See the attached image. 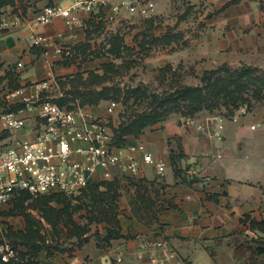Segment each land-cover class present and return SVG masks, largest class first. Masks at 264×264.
I'll return each mask as SVG.
<instances>
[{
    "label": "crops",
    "instance_id": "crops-1",
    "mask_svg": "<svg viewBox=\"0 0 264 264\" xmlns=\"http://www.w3.org/2000/svg\"><path fill=\"white\" fill-rule=\"evenodd\" d=\"M2 1L0 14L10 22V32L0 37V89L14 88L9 84L12 72L18 74L17 86L26 85L28 90V85L49 83L51 90L58 79L100 71L103 63L116 58L107 50L115 32L131 46L120 25L121 18L135 16L115 14L107 4L92 10L73 8L75 19L70 27L62 16L47 23L35 24L33 20L46 5L66 7L73 0ZM154 1V14L180 5L191 9L201 5L208 11V28L191 41L186 53L206 59L211 67L241 62L264 66V0ZM105 18L108 35L100 36ZM95 31L102 38L97 39ZM34 39L39 43L34 44ZM125 55L122 52L120 58ZM93 59H100L97 65L88 64ZM87 106L109 116L107 106L102 108L105 100ZM215 115L193 117L190 123L172 114L124 137L126 145L142 142L154 159L165 164L163 174L141 161L138 152L136 172L123 166L112 167L107 173L97 169L86 189L111 200L112 217L90 223L79 243L75 235L66 238L52 256L41 250L44 255L33 264H156L159 253L153 243L158 240L176 252L168 264L177 260L220 264L222 253H226L228 264H235L233 246L240 247L242 241L252 243L249 233L258 234L256 240L264 246V105L236 119L217 115L223 123L221 139L212 133L218 119ZM15 135L32 137L23 131ZM9 141L10 134L0 132L2 146ZM4 208L5 204L0 212ZM16 248L21 254L26 249L21 245Z\"/></svg>",
    "mask_w": 264,
    "mask_h": 264
},
{
    "label": "rangeland",
    "instance_id": "rangeland-1",
    "mask_svg": "<svg viewBox=\"0 0 264 264\" xmlns=\"http://www.w3.org/2000/svg\"><path fill=\"white\" fill-rule=\"evenodd\" d=\"M207 12L201 5L192 9L180 5L173 11L158 14L153 12L149 18L138 16L121 18L120 31L124 33L125 40L133 49L128 53L125 51V57L115 58L113 69L107 72L110 78H106L100 84H89V87L96 85V88H100L101 85H107L120 89V92H115L111 98L105 99V106L102 107L105 110L110 101L115 102L112 112L107 117V126L115 140H118V135L119 139L127 135H135L172 114L178 115L182 120L206 114L231 117L241 107L246 112L257 105H264V99H257L255 93H252L257 88H255L257 84L252 82L245 84L246 88L242 92L244 99L234 103L220 100L215 107L202 108L192 113L187 112L186 108L180 105L181 99L176 102L173 96L168 95L182 85L205 84L202 79L203 71L220 66V64L208 66L206 59L186 53L190 51L191 41L197 39L201 31L208 28L205 20ZM106 21L107 19L100 36L108 35L109 28ZM94 34L97 35V39L102 38L96 31ZM94 34L92 36H95ZM142 39L147 41L144 47L140 46ZM99 60L93 59L88 61V64L97 65ZM228 66L231 69L250 67L255 70L253 75L264 76L263 65L241 62L238 65ZM98 73L101 74L102 69ZM57 82L58 85L52 88V95H55L57 101L69 98L70 94H66L65 91L72 86L84 89L82 83L76 81L72 83L67 76L58 79ZM5 90L7 88L3 87L0 92ZM68 103L90 105L83 103L79 97ZM178 103L179 105H176ZM154 111L156 114L153 113ZM145 112L153 113L151 115L158 114L155 116L157 119L147 120V124L142 128L134 124L130 131L122 134L121 126L125 121ZM110 203V199H105L89 188L75 200L59 193L33 195L22 190L16 191L6 202V208L0 212V243L7 241L15 247L24 246L26 249L22 250L23 254L20 251L19 254L27 263L35 261L41 254L44 255L43 252L39 253L41 250L46 251V255L50 253L49 256H52L57 251V245L66 238L75 235L79 243L90 223L94 221L100 223L104 218L112 217L113 207ZM249 235L254 239L251 240L252 243L245 244L242 241L240 247L233 246L232 255L235 264H264V252H257L258 247L264 248L260 246V241L256 240L258 234L254 236L249 233ZM222 255L224 257H221L218 263L228 264L226 253Z\"/></svg>",
    "mask_w": 264,
    "mask_h": 264
},
{
    "label": "built area",
    "instance_id": "built-area-1",
    "mask_svg": "<svg viewBox=\"0 0 264 264\" xmlns=\"http://www.w3.org/2000/svg\"><path fill=\"white\" fill-rule=\"evenodd\" d=\"M104 4L115 14L122 12L140 18L150 17L155 8L154 0H73L66 7L60 3L46 5L35 13L33 22L47 23L55 16H62L71 27L75 19L73 8L92 10ZM9 26L10 22L0 14V37L10 32ZM33 43L39 40L34 39ZM50 86L49 83L43 87L28 85L27 90L26 85H21L0 92V132L10 134L7 145L3 147L0 143V207L20 190L33 195L59 192L75 200L97 169L107 173L112 167L123 166L136 172L137 152L141 154V161L152 164L163 174L165 164L154 159L142 142L115 145L107 126L108 116L93 112L86 104H59ZM114 106V101L108 103V114ZM243 112L241 107L231 117L236 119ZM184 121L191 123L192 119ZM222 130L223 123L218 118L214 122L213 136L221 139ZM18 131L30 132L32 137L15 135ZM153 247L159 253L156 264H168V259L176 257L174 249L164 240L155 241ZM0 264L30 263L22 260L15 246L3 241ZM176 264L184 262L177 260Z\"/></svg>",
    "mask_w": 264,
    "mask_h": 264
},
{
    "label": "trees",
    "instance_id": "trees-1",
    "mask_svg": "<svg viewBox=\"0 0 264 264\" xmlns=\"http://www.w3.org/2000/svg\"><path fill=\"white\" fill-rule=\"evenodd\" d=\"M3 1H0V6ZM188 8V7H187ZM186 8V9H187ZM149 18V17H147ZM143 40V39H142ZM147 41L144 39L143 42H140V46L144 47ZM130 46H126L123 41V37L119 32H115L110 37V44L107 48L108 52L113 54L114 57H122V52H127L132 50ZM113 60L105 62L102 64L101 69L102 73H98L96 70H89L85 76L80 73L74 74L72 77H68L70 82H78L84 85V89L73 87L69 90L65 91V93L70 94L69 98H62L61 101H57L59 104L70 105L68 101L75 99V97H79L82 99L83 103L88 104H96L99 100L108 99L113 96V93L120 92L118 87H109L107 85H101L100 88H96V85L93 87H89V84H100L106 78H110V75L107 76V72H110L113 69ZM254 71L250 67H237L231 69L228 64L222 63L220 66H217L213 69H208L203 71L202 79L206 82L203 85L195 84V85H182L179 88H176L171 93H168L169 96H173L175 101L181 99L182 106L186 108V111L192 113L194 111L200 110L202 108H212L219 104L220 100H226V102H236L244 99L242 92L243 89L246 88L247 82L256 83L255 93L257 99H264V76L253 75ZM223 72V73H221ZM17 73H10L9 84L10 87H17L16 79ZM263 94V95H261ZM176 105H179L176 104ZM153 113L156 114V111ZM153 113H142L141 115H136L134 118H130L128 121L121 126L122 134L130 131V128L133 125H138V128H142L147 124V120H151L153 118L157 119V115H151ZM154 119V120H155ZM140 122V123H137ZM113 143L115 145H121L124 143V138L119 139V135L117 137L118 140L113 138ZM59 193V192H56ZM55 194V193H48ZM62 194V193H59ZM257 252H264L263 247H258ZM210 254L213 255V250H210ZM35 261H28V263L33 264Z\"/></svg>",
    "mask_w": 264,
    "mask_h": 264
}]
</instances>
